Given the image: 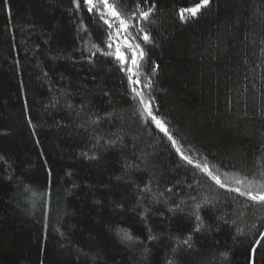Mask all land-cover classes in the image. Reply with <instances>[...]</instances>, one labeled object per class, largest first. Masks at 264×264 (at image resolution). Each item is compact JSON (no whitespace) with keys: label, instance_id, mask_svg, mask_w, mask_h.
Segmentation results:
<instances>
[{"label":"trees","instance_id":"trees-1","mask_svg":"<svg viewBox=\"0 0 264 264\" xmlns=\"http://www.w3.org/2000/svg\"><path fill=\"white\" fill-rule=\"evenodd\" d=\"M153 2L140 25L155 114L194 162L257 191L264 0L183 19L200 0ZM103 38L83 0H0V264H264V203L222 191L145 122L125 72L87 51Z\"/></svg>","mask_w":264,"mask_h":264},{"label":"snow or ice","instance_id":"snow-or-ice-1","mask_svg":"<svg viewBox=\"0 0 264 264\" xmlns=\"http://www.w3.org/2000/svg\"><path fill=\"white\" fill-rule=\"evenodd\" d=\"M211 0H200V3L196 4L192 8L181 9L180 16L183 19L185 12L190 17H195L202 8L208 6ZM135 6L129 8L127 0H83V4L88 13L93 14L94 18L100 21L103 32V40L107 51L101 49L98 45L92 44L87 51L91 53V56H95L98 52L102 56L111 57L117 64L122 72H125L132 99L138 100L140 104V115L145 119V122H154L155 125L168 136V139L172 142L176 148V152L179 153L181 158L187 161L189 164L193 163V160L182 151L180 142L174 138L169 130L165 120L158 118L155 114V110L158 109V105H155V97L151 96L152 82L150 75L144 74V80H141V65L146 58L145 46L152 44L153 39L150 34L145 31V28L140 25V21H148L155 10V3L150 6L148 0H143V7L141 6V0H134ZM73 4L77 10L81 7V0H73ZM147 8V10H145ZM143 45V46H142ZM95 49V51H93ZM143 84V87L141 85ZM147 88L146 92L144 89ZM206 159V158H205ZM197 168H201L216 184L222 188H228L229 191H235L241 195L249 197L252 201L264 203V181L259 183V189L255 192L251 190L242 191L241 187H229V184L223 182L219 175L214 173L207 164L195 165ZM227 175V173H225ZM235 178L236 185H244L245 180ZM253 187V182L248 181L247 189ZM170 191V190H169ZM194 199V198H193ZM197 208L200 205H196ZM201 218L196 216V220ZM199 225L195 231H199ZM241 234H243L241 232ZM121 239L126 242H135L138 238L133 236L131 232L127 230H121ZM261 238L264 239V233L261 234ZM149 240L157 239L154 235L148 236ZM188 239H185L183 243L191 247ZM257 244L260 241H256ZM256 251L255 248L252 249ZM226 255V254H225ZM168 264H172L169 261Z\"/></svg>","mask_w":264,"mask_h":264},{"label":"water","instance_id":"water-1","mask_svg":"<svg viewBox=\"0 0 264 264\" xmlns=\"http://www.w3.org/2000/svg\"><path fill=\"white\" fill-rule=\"evenodd\" d=\"M153 124H154V126L156 127V129H159L156 125H155V123L153 122ZM160 130V129H159ZM161 131V130H160ZM162 132V131H161ZM162 134L168 139V136L167 135H165L163 132H162ZM169 140V139H168ZM183 151V150H182ZM189 164V163H188ZM197 163L196 162H194L193 161V163L192 164H189V165H191V166H193V165H196ZM210 177V176H209ZM210 179H211V177H210ZM212 180V179H211ZM214 183H215V181L214 180H212ZM217 186L222 190V191H227V192H231V193H235V194H237V192H235V191H229L228 190V188H222V187H220V185H218L217 184ZM238 194H240V193H238ZM243 196H245V195H243ZM246 198H247V200H249V201H252L249 197H247V196H245ZM252 202H255V203H259V202H257V201H252Z\"/></svg>","mask_w":264,"mask_h":264}]
</instances>
